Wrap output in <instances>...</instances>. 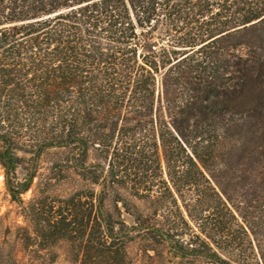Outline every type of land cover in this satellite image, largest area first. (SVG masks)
<instances>
[{
    "label": "trees",
    "instance_id": "trees-1",
    "mask_svg": "<svg viewBox=\"0 0 264 264\" xmlns=\"http://www.w3.org/2000/svg\"><path fill=\"white\" fill-rule=\"evenodd\" d=\"M0 165V264H264V0H0Z\"/></svg>",
    "mask_w": 264,
    "mask_h": 264
},
{
    "label": "rangeland",
    "instance_id": "rangeland-1",
    "mask_svg": "<svg viewBox=\"0 0 264 264\" xmlns=\"http://www.w3.org/2000/svg\"><path fill=\"white\" fill-rule=\"evenodd\" d=\"M63 159H65V151L59 149H50L38 159L37 176L34 179L32 189L24 195L25 200L28 201L37 193L67 196L81 185L79 177L62 164ZM23 224L24 220L20 208L11 202L6 191L4 171L0 165V242L7 239L11 244L20 246L16 226ZM7 227H10V231H6ZM54 251L57 254L54 264H76L72 258L68 242H59ZM128 252L134 261L133 264H146L148 262L139 257L141 250L138 245L130 244Z\"/></svg>",
    "mask_w": 264,
    "mask_h": 264
}]
</instances>
